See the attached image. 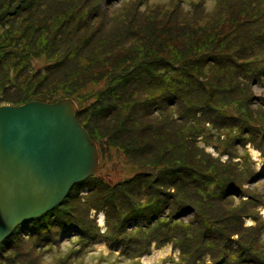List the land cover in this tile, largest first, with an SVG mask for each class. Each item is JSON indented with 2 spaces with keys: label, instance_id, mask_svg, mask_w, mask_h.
<instances>
[{
  "label": "rangeland",
  "instance_id": "obj_1",
  "mask_svg": "<svg viewBox=\"0 0 264 264\" xmlns=\"http://www.w3.org/2000/svg\"><path fill=\"white\" fill-rule=\"evenodd\" d=\"M67 97L99 169L0 264H264V0H0V106Z\"/></svg>",
  "mask_w": 264,
  "mask_h": 264
},
{
  "label": "water",
  "instance_id": "obj_2",
  "mask_svg": "<svg viewBox=\"0 0 264 264\" xmlns=\"http://www.w3.org/2000/svg\"><path fill=\"white\" fill-rule=\"evenodd\" d=\"M73 98L0 106V243L96 174L99 148Z\"/></svg>",
  "mask_w": 264,
  "mask_h": 264
},
{
  "label": "trees",
  "instance_id": "obj_3",
  "mask_svg": "<svg viewBox=\"0 0 264 264\" xmlns=\"http://www.w3.org/2000/svg\"><path fill=\"white\" fill-rule=\"evenodd\" d=\"M60 58H61V57H60ZM66 59H67V58H66ZM26 61H27L28 63H25V62H24V65H25L24 67H25L28 71H31L33 74L36 73L37 71H40L41 68L38 69V70H37V69L35 70V67H34V65L32 64V61H31V60H28V59H27ZM43 75L46 76V77H48V78H51V77H52V73H50L49 71H45V73L43 72ZM51 79H52V78H51ZM47 83H49V82L47 81ZM24 103H25V102H24ZM85 127H86V125H85ZM86 128H87V127H86ZM90 134H91V133H90ZM90 177H91V176H90ZM88 178H89V177H88ZM77 184H78V183H76V184L73 185V187L70 189L68 195H67V196L65 197V199L62 201V203L59 204V205H57V206H56L54 209H52L51 211H53V210H55L57 207L61 206V205L64 203V201L67 200L68 196H69L70 193H71V190H72ZM51 211H49V212H51ZM49 212L45 213L44 215L48 214ZM44 215H42V216H40V217H38V218H33V219H30V220H27V221L40 219V218L43 217ZM27 221H25V222H27ZM23 223H24V222H23ZM17 227H18V226H17ZM17 227H16V228H17ZM14 231H15V230H14ZM12 233H13V232H12ZM10 235H11V234H10ZM10 235H9V236H10ZM9 236H8V237H9ZM8 237H7V238H8ZM7 238H6V239H7ZM6 239H4L2 242H4ZM2 242H1V243H2Z\"/></svg>",
  "mask_w": 264,
  "mask_h": 264
}]
</instances>
